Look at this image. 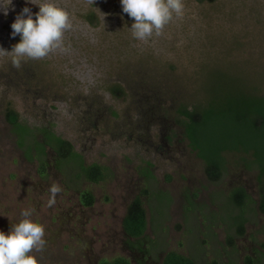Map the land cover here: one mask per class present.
I'll use <instances>...</instances> for the list:
<instances>
[{"label":"rangeland","instance_id":"374dc122","mask_svg":"<svg viewBox=\"0 0 264 264\" xmlns=\"http://www.w3.org/2000/svg\"><path fill=\"white\" fill-rule=\"evenodd\" d=\"M60 2L73 23L83 9L98 18L95 28L85 23L71 28L89 43L85 51L70 45L69 57L80 66L41 62L59 56V49L42 59L25 58L19 68L11 56L0 55V231L8 234L29 211L28 218L45 230L43 249L31 253L38 264H98L116 257L129 264H162L169 251L196 264H264V216L251 204L241 235L225 218L239 214L226 201L234 188L257 201L256 171L245 169L243 161L250 157L225 153L220 181L209 182L176 114L181 105L212 103L218 109L232 99L264 97V0H182L183 15H174L161 35L147 41L133 38L134 20L120 0ZM11 33L0 28V48L11 51L20 42ZM113 84L125 97L109 95ZM8 108L34 130L51 125L86 165L108 168L106 179H77L71 165L57 166L50 150L46 176L40 178L36 163L16 145L5 119ZM229 127L212 123L203 134L219 147ZM263 134L261 126L251 137L261 142ZM147 161L154 165L150 179L142 173ZM53 184L61 191L49 207ZM85 190L94 196L90 208L79 203ZM141 192L147 227L133 241L121 222ZM163 195L169 200L162 205Z\"/></svg>","mask_w":264,"mask_h":264},{"label":"trees","instance_id":"16d2710c","mask_svg":"<svg viewBox=\"0 0 264 264\" xmlns=\"http://www.w3.org/2000/svg\"><path fill=\"white\" fill-rule=\"evenodd\" d=\"M192 1L199 4L212 0ZM46 2L55 3L62 8L60 0H47ZM25 7L31 9L35 19V14L39 12V8H33L30 5ZM75 15L74 20H76V23L71 22L72 26L80 25L81 27L85 23V26L95 28L98 24L95 11L90 10V8L88 10L83 9ZM128 18L132 19L129 16ZM190 33L194 35V31ZM118 39L121 40V36ZM72 43L74 47L77 44L84 51L85 46L89 45L85 36H81L79 32L74 33L71 29L67 30L63 35V50L59 49V56L52 58L50 61L45 58L41 62L46 64H50L49 62H60L65 65L68 62L73 64L70 65V68L79 65L80 62L74 61V58L71 60L72 58L69 57L71 54L70 45ZM107 92L115 99L125 97L126 95L124 89L119 84L110 85ZM211 104L205 103L204 105H198L195 103L191 107L181 105L176 111L177 123L183 127V137L188 142V147L203 162L205 176L211 183L220 181L225 171V153H239L250 157V159H243V161L245 169L256 171L257 201L251 200L241 187L234 188L226 200L231 207V211L233 209L239 211L237 215L233 214L229 216V214L228 219L229 222H232L230 225L236 227L238 235H241L245 224L243 213L251 204L255 206L258 213L264 216V140L260 142L256 141L254 137H251L252 133L253 136L257 135L259 127L264 126V97L249 100L243 98L239 100L232 99L222 104L218 109H216L217 107L213 108ZM199 108L203 110L199 112ZM5 119L16 136L17 146L25 151L26 158L29 161H37V171L43 177L46 172V160L44 157L46 145L56 153L58 167L64 165L73 166L74 170L77 171L75 173L77 179L82 178L91 183H98L106 179L107 174L105 168L97 164L85 165L81 155L74 151L72 145L51 130H42L43 142L39 143L35 139V132L37 130L32 129L29 125L20 121L18 114L11 108L6 110ZM212 123H217L221 128H228L230 126L229 129L231 132L222 137L223 145L220 144L219 147L212 142L214 139H211V135L207 138L203 132ZM27 138H31V144L27 142ZM261 147L263 148L261 149ZM146 176L149 179L152 178L151 174H147ZM144 194V192L139 193L127 205L121 223L124 235L136 241H139L143 237L147 227L146 211L142 200ZM80 203L85 207H90L94 203V196L88 190L82 191L80 194ZM98 264H129V261L124 257H116L111 260H101ZM162 264H196V262L191 257L181 255L175 251H169L163 257Z\"/></svg>","mask_w":264,"mask_h":264},{"label":"clouds","instance_id":"9594fccd","mask_svg":"<svg viewBox=\"0 0 264 264\" xmlns=\"http://www.w3.org/2000/svg\"><path fill=\"white\" fill-rule=\"evenodd\" d=\"M95 0H88L94 4ZM8 6L0 2V10L8 14ZM39 8L35 14L25 7L11 24L12 37L20 36V42L12 46L11 51L0 48V55L11 56L14 67L19 68L25 59L38 60L49 55L53 50H63L64 32L72 28L69 14L55 3L36 4L34 0H26ZM122 10L134 20L131 33L134 39L147 41L153 35L159 36L164 27L170 23L174 15H183L182 0H120ZM27 17V18H25ZM49 207L55 203L60 187L53 184L50 189ZM24 217L19 223L12 225L8 234L0 231V264H38L31 253L40 251L44 246L45 230L41 224L33 222L29 211L22 212Z\"/></svg>","mask_w":264,"mask_h":264},{"label":"flooded vegetation","instance_id":"af4514ba","mask_svg":"<svg viewBox=\"0 0 264 264\" xmlns=\"http://www.w3.org/2000/svg\"><path fill=\"white\" fill-rule=\"evenodd\" d=\"M47 0H34V2L36 3V4H41V3H45ZM0 2H2L5 6H8V4H9V0H0ZM28 5H30V6H32L33 8L34 7H37L36 5H34V4H30V3H26V0H12V3H11V5L8 7V14L5 16L4 15V12H3V10H0V18L1 19H3L2 21L0 20V28H5L6 30H10V31H12V29H11V24L15 21V17L22 11V9L23 8H25V6H28ZM25 18H27V17H25ZM33 18H34V15H33ZM78 59H74V61H76V62H80V64L79 65H76V67L77 66H80L81 65V61H77ZM50 127H51V125H48V127H45V128H42V129H40V130H37V132H35V135H36V141H38L39 143H42L43 142V132H42V130L43 129H49V130H51L50 129ZM12 133H13V131H12ZM38 134L40 135V137L38 136ZM13 135L15 136V134L13 133ZM57 135V134H56ZM58 136V135H57ZM60 137V136H59ZM15 138H16V136H15ZM63 139V138H62ZM26 140H28L27 142L28 143H30V141H31V138H27ZM63 140H65V141H68V140H66V139H63ZM69 142V141H68ZM71 145H72V147H73V149H74V145L71 143V142H69ZM31 144V143H30ZM17 145V144H16ZM170 146V145H169ZM18 147V146H17ZM19 148V147H18ZM20 149V148H19ZM20 150H22L23 151V154H24V156H25V159L28 161V162H31V161H29L27 158H26V155H25V151L23 150V149H20ZM48 150H50L53 154H54V161H56L55 163L57 164V155H56V153L54 152V150L53 149H51L50 147H48V146H46L45 145V160H46V156H47V151ZM75 151V150H74ZM76 152H77V150H76ZM78 153V152H77ZM78 154H80V153H78ZM81 155V154H80ZM81 158H82V161L84 162V158H83V155H81ZM33 162H35L36 163V173H37V175L40 177V178H44L45 176H46V173H47V167H48V162H47V160H46V172H45V176L43 177L42 175H40L39 173H38V171H37V161H33ZM85 164V163H84ZM86 165V164H85ZM97 165H99V164H97ZM58 166V165H57ZM99 166H101V165H99ZM101 167H103V168H105L106 169V174L108 175V168H106V167H104V166H101ZM146 167H147V169L146 168H144L143 170H142V173L146 176L147 174H151V172H150V169H152V168H154V165L151 163V161H147L146 162ZM72 168H73V166H72ZM75 172H77L76 170H74ZM231 193V192H230ZM80 194H81V192H80ZM80 194H79V203H80ZM136 197V196H135ZM134 197V198H135ZM133 198V199H134ZM165 198H167V199H165ZM132 199V200H133ZM131 200V201H132ZM159 200H160V203L163 205V204H167L166 203V201L168 202V200H169V198L167 197V196H165V195H163V196H160L159 197ZM130 201V202H131ZM129 202V203H130ZM163 202H165V203H163ZM80 205L82 206V207H85V206H83L81 203H80ZM93 205H94V203H93ZM92 205V206H93ZM92 206H90V207H92ZM189 206H190V203H189ZM90 207H85V208H90ZM127 208V207H126ZM125 211H126V209H125ZM124 215H125V212H124ZM124 217V216H123ZM227 217L228 216H225V218L227 219ZM225 218H223V221H224V219ZM123 219V218H122ZM229 220V219H228ZM122 223V222H121ZM230 224H231V222H229ZM233 227L235 228V230H237L236 229V227L233 225ZM122 228V227H121ZM128 239H130V240H133V241H136L135 239H132V238H128Z\"/></svg>","mask_w":264,"mask_h":264}]
</instances>
